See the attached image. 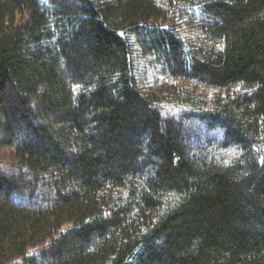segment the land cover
Wrapping results in <instances>:
<instances>
[{
    "label": "trees",
    "instance_id": "trees-1",
    "mask_svg": "<svg viewBox=\"0 0 264 264\" xmlns=\"http://www.w3.org/2000/svg\"><path fill=\"white\" fill-rule=\"evenodd\" d=\"M0 264H264V0H0Z\"/></svg>",
    "mask_w": 264,
    "mask_h": 264
},
{
    "label": "snow or ice",
    "instance_id": "snow-or-ice-1",
    "mask_svg": "<svg viewBox=\"0 0 264 264\" xmlns=\"http://www.w3.org/2000/svg\"><path fill=\"white\" fill-rule=\"evenodd\" d=\"M77 87H79V86H77Z\"/></svg>",
    "mask_w": 264,
    "mask_h": 264
}]
</instances>
